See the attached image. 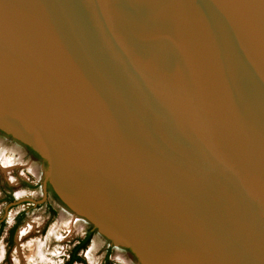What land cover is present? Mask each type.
<instances>
[{
    "label": "water",
    "instance_id": "1",
    "mask_svg": "<svg viewBox=\"0 0 264 264\" xmlns=\"http://www.w3.org/2000/svg\"><path fill=\"white\" fill-rule=\"evenodd\" d=\"M0 132L140 264H264V0H0Z\"/></svg>",
    "mask_w": 264,
    "mask_h": 264
},
{
    "label": "rangeland",
    "instance_id": "2",
    "mask_svg": "<svg viewBox=\"0 0 264 264\" xmlns=\"http://www.w3.org/2000/svg\"><path fill=\"white\" fill-rule=\"evenodd\" d=\"M25 147L0 132V264H66L88 233V243L78 252L82 262L73 264H140L128 249L113 245L55 199L53 192L44 197L46 165Z\"/></svg>",
    "mask_w": 264,
    "mask_h": 264
},
{
    "label": "trees",
    "instance_id": "3",
    "mask_svg": "<svg viewBox=\"0 0 264 264\" xmlns=\"http://www.w3.org/2000/svg\"><path fill=\"white\" fill-rule=\"evenodd\" d=\"M54 197L56 198V196L54 195ZM57 199V198H56ZM10 200V198H9ZM13 232V230H12ZM90 233H88V235L85 237V239H83L81 242H79L70 252L69 258L66 262V264H73L75 262H82L81 258L78 256V252L81 251L82 249H84V247L86 246V244L88 243L89 239H90Z\"/></svg>",
    "mask_w": 264,
    "mask_h": 264
},
{
    "label": "flooded vegetation",
    "instance_id": "4",
    "mask_svg": "<svg viewBox=\"0 0 264 264\" xmlns=\"http://www.w3.org/2000/svg\"><path fill=\"white\" fill-rule=\"evenodd\" d=\"M26 148V147H25ZM27 150H28V152H30V154H32L34 157H37L38 158V155L37 154H35L32 150H30L29 148H26ZM10 188H8L7 189V191H6V193H7V195H8V199H7V201L6 202H11L12 201V198H11V193H10ZM49 193H52V191H51V189H50V187L48 186L47 188H46V197H47V194H49ZM54 196V195H53ZM9 198H10V200H9ZM55 198V197H54ZM56 199V198H55ZM21 217V216H20ZM18 221H19V219H18ZM13 232L11 231V234H12ZM88 235V234H87ZM86 235V236H87ZM85 239V238H84ZM79 242H81V241H79Z\"/></svg>",
    "mask_w": 264,
    "mask_h": 264
},
{
    "label": "bare ground",
    "instance_id": "5",
    "mask_svg": "<svg viewBox=\"0 0 264 264\" xmlns=\"http://www.w3.org/2000/svg\"><path fill=\"white\" fill-rule=\"evenodd\" d=\"M23 230V229H22ZM22 230H21V232H22ZM25 232V231H24ZM26 233V232H25ZM21 233H19V235H20ZM22 235H24V234H22ZM20 237V236H19Z\"/></svg>",
    "mask_w": 264,
    "mask_h": 264
}]
</instances>
